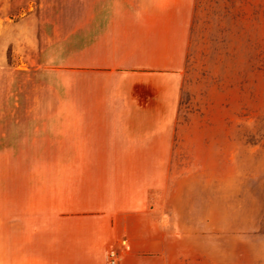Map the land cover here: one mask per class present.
<instances>
[{
  "label": "rangeland",
  "instance_id": "obj_1",
  "mask_svg": "<svg viewBox=\"0 0 264 264\" xmlns=\"http://www.w3.org/2000/svg\"><path fill=\"white\" fill-rule=\"evenodd\" d=\"M36 9L37 0H0V178L53 176L61 163L113 167L112 177L156 184L149 218L172 229L168 264H200V248L221 264H264V0H196L179 76L156 79L158 114L177 90L171 127L132 153L53 146V115L73 111L44 81Z\"/></svg>",
  "mask_w": 264,
  "mask_h": 264
},
{
  "label": "crops",
  "instance_id": "obj_2",
  "mask_svg": "<svg viewBox=\"0 0 264 264\" xmlns=\"http://www.w3.org/2000/svg\"><path fill=\"white\" fill-rule=\"evenodd\" d=\"M195 5L37 0L35 16H28L36 26L39 64L50 71L44 81L55 105L73 111L53 115L60 123L53 146L132 153L150 143L158 127L170 128L177 90L170 112L158 114L156 79L179 76ZM86 105L94 111L86 112ZM54 166L53 176L0 178V264H108L112 252L115 264L151 258L168 264L172 229L149 218L148 191L155 183L112 177L113 167L102 165ZM200 264L221 263L200 248Z\"/></svg>",
  "mask_w": 264,
  "mask_h": 264
},
{
  "label": "built area",
  "instance_id": "obj_3",
  "mask_svg": "<svg viewBox=\"0 0 264 264\" xmlns=\"http://www.w3.org/2000/svg\"><path fill=\"white\" fill-rule=\"evenodd\" d=\"M115 262H116V253L112 252L110 254V259H109V263L108 264H115Z\"/></svg>",
  "mask_w": 264,
  "mask_h": 264
}]
</instances>
